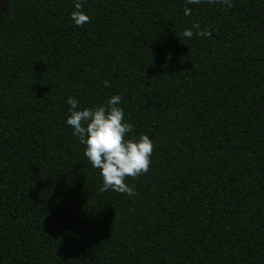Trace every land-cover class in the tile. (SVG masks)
I'll list each match as a JSON object with an SVG mask.
<instances>
[{
  "label": "trees",
  "instance_id": "trees-1",
  "mask_svg": "<svg viewBox=\"0 0 264 264\" xmlns=\"http://www.w3.org/2000/svg\"><path fill=\"white\" fill-rule=\"evenodd\" d=\"M79 2L0 17V264H264V0ZM113 95L153 142L132 196L66 124Z\"/></svg>",
  "mask_w": 264,
  "mask_h": 264
},
{
  "label": "clouds",
  "instance_id": "clouds-1",
  "mask_svg": "<svg viewBox=\"0 0 264 264\" xmlns=\"http://www.w3.org/2000/svg\"><path fill=\"white\" fill-rule=\"evenodd\" d=\"M188 2L198 3L199 0ZM74 8L76 10L72 12L71 19L75 25L81 26L88 22L89 17L80 11L79 0H74ZM188 12L189 9L185 8L186 15ZM183 35L191 38L192 30L185 29ZM196 35L207 36L210 33L203 31ZM103 83L108 85L107 81ZM120 102L121 97L113 95L103 105L78 109V100L68 97L70 115L66 118V124L71 127L72 135L86 146L84 155L89 163L100 170L103 181L101 191L111 188L132 196L135 195L134 190L125 183V178H135L147 172L151 163L153 142L144 134L138 138L126 139V135L132 132L133 125L125 120L123 109L118 107Z\"/></svg>",
  "mask_w": 264,
  "mask_h": 264
},
{
  "label": "water",
  "instance_id": "water-1",
  "mask_svg": "<svg viewBox=\"0 0 264 264\" xmlns=\"http://www.w3.org/2000/svg\"><path fill=\"white\" fill-rule=\"evenodd\" d=\"M8 1L9 0H0V17L2 15V13H4L3 11H4Z\"/></svg>",
  "mask_w": 264,
  "mask_h": 264
}]
</instances>
